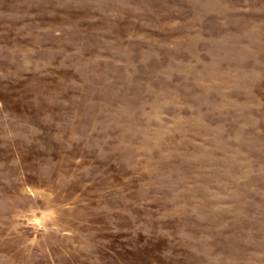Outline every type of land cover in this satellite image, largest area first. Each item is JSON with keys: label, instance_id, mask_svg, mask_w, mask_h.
<instances>
[{"label": "rangeland", "instance_id": "1", "mask_svg": "<svg viewBox=\"0 0 264 264\" xmlns=\"http://www.w3.org/2000/svg\"><path fill=\"white\" fill-rule=\"evenodd\" d=\"M0 264H264V0H0Z\"/></svg>", "mask_w": 264, "mask_h": 264}]
</instances>
